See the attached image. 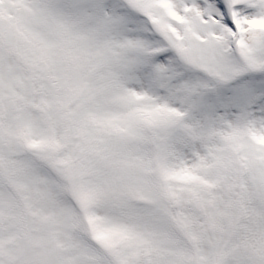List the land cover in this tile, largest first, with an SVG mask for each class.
I'll return each instance as SVG.
<instances>
[{
    "label": "snow or ice",
    "instance_id": "obj_1",
    "mask_svg": "<svg viewBox=\"0 0 264 264\" xmlns=\"http://www.w3.org/2000/svg\"><path fill=\"white\" fill-rule=\"evenodd\" d=\"M0 264H264V0H0Z\"/></svg>",
    "mask_w": 264,
    "mask_h": 264
}]
</instances>
